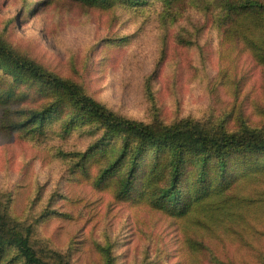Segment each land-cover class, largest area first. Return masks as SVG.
Masks as SVG:
<instances>
[{
  "label": "rangeland",
  "instance_id": "374dc122",
  "mask_svg": "<svg viewBox=\"0 0 264 264\" xmlns=\"http://www.w3.org/2000/svg\"><path fill=\"white\" fill-rule=\"evenodd\" d=\"M235 7L0 0V38L125 118L158 128L192 119L212 131L264 136V66L224 36ZM52 101L39 81L0 58V208L49 264H264V169L235 177L220 196L224 206L212 200L213 207L171 217L141 192L118 196L129 158L103 177L125 138L101 121L50 111L20 127ZM167 152L148 150L145 161ZM3 260L26 264L14 250Z\"/></svg>",
  "mask_w": 264,
  "mask_h": 264
},
{
  "label": "trees",
  "instance_id": "16d2710c",
  "mask_svg": "<svg viewBox=\"0 0 264 264\" xmlns=\"http://www.w3.org/2000/svg\"><path fill=\"white\" fill-rule=\"evenodd\" d=\"M78 1L86 6L107 9L114 3L134 0ZM228 1L236 7L225 23V40L243 43V48L264 66V2L248 0L237 6L240 0ZM0 58L11 71L39 81L54 97L50 109L34 112L20 127L43 119L50 111L62 115L70 110L79 117L101 121L107 132L124 136L122 152L103 175H109L113 166L120 168L129 158L127 162L131 167L121 182L123 187L118 192L119 197L141 192L140 196L147 198L153 210L183 218L203 207H213L212 200L222 205L220 196L228 192L235 177L264 169V136L254 131H212L192 119L158 128L109 110L81 86L20 55L1 38ZM152 149L168 150V155L161 154L145 161L147 151ZM192 163L198 165L194 173L187 171ZM163 177L166 183L161 187L158 181ZM143 179H146L144 185L139 188ZM10 250L16 251L26 264H49L32 245L30 234L25 233L16 219L0 208V263Z\"/></svg>",
  "mask_w": 264,
  "mask_h": 264
}]
</instances>
